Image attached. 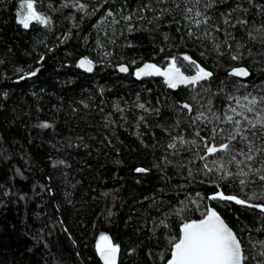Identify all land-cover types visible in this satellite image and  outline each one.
<instances>
[{
    "label": "trees",
    "instance_id": "obj_1",
    "mask_svg": "<svg viewBox=\"0 0 264 264\" xmlns=\"http://www.w3.org/2000/svg\"><path fill=\"white\" fill-rule=\"evenodd\" d=\"M20 1L0 0V264H101V235L118 246V264H163L169 238L208 207L240 239L244 264H264V213L210 199L264 204V129L239 115L256 118L244 97L264 115V0H33L48 23L27 29ZM172 57L186 74L198 65L211 76L176 89L133 78L144 61ZM236 66L249 77L229 75ZM228 115L248 141L228 140ZM214 135L237 161L251 142L254 159L201 160Z\"/></svg>",
    "mask_w": 264,
    "mask_h": 264
},
{
    "label": "snow or ice",
    "instance_id": "obj_2",
    "mask_svg": "<svg viewBox=\"0 0 264 264\" xmlns=\"http://www.w3.org/2000/svg\"><path fill=\"white\" fill-rule=\"evenodd\" d=\"M81 5V9H83ZM21 12L17 13V22L22 25L25 29L29 28L30 21H37L41 24L48 23L47 18L39 14L34 6L33 0H23L20 5ZM191 11V9H189ZM200 15V13H197ZM127 17L126 19H130ZM206 23L207 21H203ZM197 24L201 21H196ZM238 57L234 56L233 59ZM184 60L190 61V63L195 64L194 61H191V58L188 56L183 57ZM177 60L176 57H172L170 63L163 70L155 64L146 63L143 67L139 68L136 71V75L140 76H163L165 77V82L170 88H176L178 85H191L196 84L197 82L206 79L211 76L210 72L205 71L202 68H199L197 65V72L195 75L186 76L180 69L176 66ZM80 67L87 68V71H92V62L87 58H84L80 61ZM128 69L124 66H121L120 71L126 72ZM232 74L235 76H247L248 72L244 68H235L232 70ZM35 75V73H31ZM247 101V104H242L241 107L247 112H255L256 118L254 120L248 119L244 115V112H240L245 120H247V127L249 129H264V115L261 112H257L256 105L258 103L257 98L248 97L243 98ZM260 101H264V97L260 98ZM237 104H240V100H236ZM143 107V105H141ZM184 108L191 111V106L188 104L183 105ZM264 111V110H262ZM232 113H236V108H231ZM203 113L196 117V119H201ZM220 119V117H216ZM226 121L229 123H235L234 134L228 137L229 141L236 140L237 137H240L243 141H248V136L245 134L244 129L241 127V121L235 120L232 115L226 117ZM47 127L48 125H42ZM215 133L216 130L213 129ZM199 135V133H197ZM255 135V132H253ZM181 143H185L183 138H179ZM204 138H202L203 140ZM211 142L206 141L204 143V155L200 156L201 160H205L207 156H215L217 153H223V157L220 159L214 160V164H219L221 168L224 167L222 160L227 159L228 163H235L237 165L245 163L246 161H252L254 159L252 153L251 142L248 143V154L245 155L243 151L240 152V155H244L245 159L243 161H237L236 154H233L230 150V143H225L223 141L217 143L215 135L209 138ZM192 143H195L193 141ZM170 147H175V144L170 145ZM259 151V149L257 150ZM204 168L211 172L213 169L209 168L208 164H204ZM219 170V169H218ZM137 172L146 171L142 168H137ZM232 175V173H227ZM241 175H247V173H239ZM261 181H264V175L259 177ZM240 183L243 185L245 182L241 180ZM222 199L226 201H234L236 204L247 205L248 207L259 208L262 213H264V204H249L248 201L239 199L233 195H224V193L219 192L210 197L212 200ZM163 224L164 222L161 221ZM101 240L105 241L104 244L98 245V250L100 255L105 261V264H116V254L119 251L118 246H114L109 242L107 236H101ZM264 243V242H262ZM170 258L167 259L166 264H244V261L247 257L243 254V249L241 246L240 239L233 231L231 227L225 222V220L218 214V212L213 208H207L203 213L200 219H185L179 229L178 237H170Z\"/></svg>",
    "mask_w": 264,
    "mask_h": 264
},
{
    "label": "water",
    "instance_id": "obj_3",
    "mask_svg": "<svg viewBox=\"0 0 264 264\" xmlns=\"http://www.w3.org/2000/svg\"><path fill=\"white\" fill-rule=\"evenodd\" d=\"M84 58H87V57H80L79 59H78V61H77V64H78V66H79V68L81 69V70H83V71H85V72H89V71H87V68L86 67H84V68H82V67H80V61L82 60V59H84ZM88 59V58H87ZM88 60H90V59H88ZM91 61V60H90ZM92 62V61H91ZM146 63H150V64H155V65H157V67H159V68H161L162 70L164 69V68H166L168 65H166V66H164V67H161V66H159L158 64H156L155 62H152V61H144L143 63H141L140 65H138L134 70H133V73H132V75H133V78L134 79H136V80H140V79H143V78H146V77H160L161 79H162V81L165 83V84H167L166 82H165V77H163V76H157V75H151V76H140V77H138L137 75H136V71L139 69V68H141V67H143L144 66V64H146ZM121 66H124V67H126L125 65H120L119 67H118V69H119V71H120V68H121ZM93 68H94V63L92 62V70H93ZM127 68V67H126ZM179 68V67H178ZM235 68H244V69H246L247 70V72H248V75L247 76H235V75H233L232 74V70L233 69H235ZM180 69V68H179ZM180 71L181 72H183L181 69H180ZM205 71H207V70H205ZM91 72V71H90ZM121 72V71H120ZM127 72V71H126ZM126 72H122V73H126ZM196 72L197 71H195L194 73H192V74H186V73H184V75H186V76H192V75H195L196 74ZM207 72H209V71H207ZM228 74L229 75H231V76H234V77H236V78H239V79H246V78H248L249 77V70L246 68V67H244V66H236V67H234V68H232V69H230L229 71H228ZM209 77H207L206 79H208ZM206 79H203V80H201V81H204V80H206ZM201 81H199V82H201ZM198 83V82H197ZM178 86H186V85H184V84H182V85H178ZM177 86V87H178ZM176 87V88H177ZM176 88H174V89H176ZM209 208V207H208ZM219 214V213H218ZM220 215V214H219ZM221 216V215H220ZM222 217V216H221ZM223 218V217H222ZM200 219V218H199ZM180 229V228H179ZM115 246V245H114ZM98 258H99V260H100V262H101V264H105V261H104V259L102 258V256L100 255V252L98 251ZM170 258V257H169ZM118 260H119V252H117V254H116V264H118ZM163 264H166V262L165 263H163Z\"/></svg>",
    "mask_w": 264,
    "mask_h": 264
},
{
    "label": "rangeland",
    "instance_id": "obj_4",
    "mask_svg": "<svg viewBox=\"0 0 264 264\" xmlns=\"http://www.w3.org/2000/svg\"><path fill=\"white\" fill-rule=\"evenodd\" d=\"M23 2V0L22 1H20V3H19V5H18V12H21V15H23V11L21 10V8H20V5H21V3ZM101 236H105V235H101ZM101 236H99V238L97 239V241H96V248H97V250H98V245H101V244H104L105 243V241H102L101 240ZM109 242L111 243V241H110V239H109ZM112 244V243H111ZM113 245V244H112ZM99 251V250H98Z\"/></svg>",
    "mask_w": 264,
    "mask_h": 264
}]
</instances>
